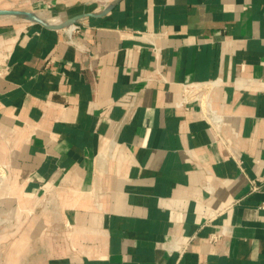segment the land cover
I'll list each match as a JSON object with an SVG mask.
<instances>
[{"label": "crops", "instance_id": "obj_1", "mask_svg": "<svg viewBox=\"0 0 264 264\" xmlns=\"http://www.w3.org/2000/svg\"><path fill=\"white\" fill-rule=\"evenodd\" d=\"M0 164V264H264V0H0Z\"/></svg>", "mask_w": 264, "mask_h": 264}, {"label": "built area", "instance_id": "obj_2", "mask_svg": "<svg viewBox=\"0 0 264 264\" xmlns=\"http://www.w3.org/2000/svg\"><path fill=\"white\" fill-rule=\"evenodd\" d=\"M52 29L66 34L67 44H74L72 33H77L79 31V24L70 23V24H56L50 26ZM155 52V51H154ZM220 80H213L210 83L206 84H183L180 91V99L177 103L178 107H183L189 102H196L199 106L200 114L205 118L209 123L211 128L214 130L216 137L219 138V130L224 124L223 117L218 114L213 108L209 100V90L220 84ZM129 107H134V100L132 99L129 103ZM7 168L6 164H0V188L7 179ZM224 235L223 230L214 233L210 237V242L215 243L221 239ZM192 238H190L191 240ZM188 244L184 246V249Z\"/></svg>", "mask_w": 264, "mask_h": 264}, {"label": "rangeland", "instance_id": "obj_3", "mask_svg": "<svg viewBox=\"0 0 264 264\" xmlns=\"http://www.w3.org/2000/svg\"><path fill=\"white\" fill-rule=\"evenodd\" d=\"M31 214V213H30ZM32 215V214H31Z\"/></svg>", "mask_w": 264, "mask_h": 264}, {"label": "water", "instance_id": "obj_4", "mask_svg": "<svg viewBox=\"0 0 264 264\" xmlns=\"http://www.w3.org/2000/svg\"><path fill=\"white\" fill-rule=\"evenodd\" d=\"M51 28V27H50Z\"/></svg>", "mask_w": 264, "mask_h": 264}]
</instances>
